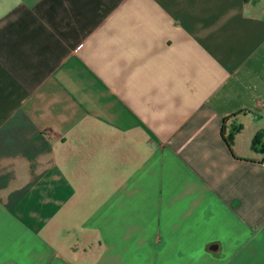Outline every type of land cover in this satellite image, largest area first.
Returning <instances> with one entry per match:
<instances>
[{
  "label": "crops",
  "instance_id": "obj_1",
  "mask_svg": "<svg viewBox=\"0 0 264 264\" xmlns=\"http://www.w3.org/2000/svg\"><path fill=\"white\" fill-rule=\"evenodd\" d=\"M260 131L264 0H0V264H264Z\"/></svg>",
  "mask_w": 264,
  "mask_h": 264
},
{
  "label": "trees",
  "instance_id": "obj_2",
  "mask_svg": "<svg viewBox=\"0 0 264 264\" xmlns=\"http://www.w3.org/2000/svg\"><path fill=\"white\" fill-rule=\"evenodd\" d=\"M230 117V116H226L224 118V124H223V128H222V133H223V136L226 140V142L228 143V145L230 146V148L232 147V142H233V134H229V135H226V132H225V120H227V118ZM263 136H264V133L263 132H258L256 133V135L254 136L253 138V146L255 148L259 147L260 144H263L264 145V142H263Z\"/></svg>",
  "mask_w": 264,
  "mask_h": 264
}]
</instances>
